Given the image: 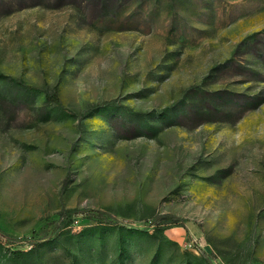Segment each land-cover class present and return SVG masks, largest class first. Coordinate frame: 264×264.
Listing matches in <instances>:
<instances>
[{
	"label": "rangeland",
	"instance_id": "1",
	"mask_svg": "<svg viewBox=\"0 0 264 264\" xmlns=\"http://www.w3.org/2000/svg\"><path fill=\"white\" fill-rule=\"evenodd\" d=\"M0 75V264H264V0H0Z\"/></svg>",
	"mask_w": 264,
	"mask_h": 264
},
{
	"label": "trees",
	"instance_id": "2",
	"mask_svg": "<svg viewBox=\"0 0 264 264\" xmlns=\"http://www.w3.org/2000/svg\"><path fill=\"white\" fill-rule=\"evenodd\" d=\"M0 78L2 79H6V80H9L10 82L14 83L18 88L24 90V91H27V92H37L39 91L37 88L33 87V86H29V85H25L22 81H18V80H15V79H11V78H8L4 75H0ZM45 101L48 102V103H51V104H54L55 106H58V107H61V102H60V99H59V96L58 94L56 93V91H53L52 93L50 94H46L45 95ZM127 109L125 107H117V106H111L109 103H103V104H100V105H93L89 108H87L83 114V116H90V115H93L95 113H103V112H106V111H109V112H113V113H119L122 117L123 120L129 122V123H139V121L141 120V118L139 119V115L137 114H131L129 111L127 112L126 111Z\"/></svg>",
	"mask_w": 264,
	"mask_h": 264
}]
</instances>
